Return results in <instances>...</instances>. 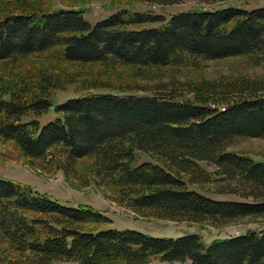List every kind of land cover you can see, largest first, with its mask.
<instances>
[{"label":"trees","instance_id":"1","mask_svg":"<svg viewBox=\"0 0 264 264\" xmlns=\"http://www.w3.org/2000/svg\"><path fill=\"white\" fill-rule=\"evenodd\" d=\"M136 1L173 6L183 0ZM5 5L0 7V61L60 50L70 64L142 70L197 59L264 57V7L194 9L169 21L121 11L92 26L78 10H42L24 1L4 11ZM157 24L161 27H149ZM63 81L49 74L37 94L0 95V139L15 143L25 157L55 163L68 177L76 174L80 160L91 159L94 177L119 190V203L159 220L223 227L264 218V159L228 150L235 139L264 137V80L205 82L189 99L162 88L110 91L92 78L90 88L109 91L54 104L51 90ZM51 109L57 118L42 127L22 123ZM141 154L153 162H142ZM202 163L221 177L219 194L243 201L215 200L191 190L189 185L212 181ZM106 221L89 207H71L0 179V237L32 255L34 264H264V232L207 245L196 234L173 239L84 227Z\"/></svg>","mask_w":264,"mask_h":264},{"label":"rangeland","instance_id":"2","mask_svg":"<svg viewBox=\"0 0 264 264\" xmlns=\"http://www.w3.org/2000/svg\"><path fill=\"white\" fill-rule=\"evenodd\" d=\"M30 3L42 10H78L84 13V19L92 26L121 11L150 14L169 21L173 15L194 9L215 10L224 7H237L247 11L264 7V0H221L218 3H204L202 0H183L173 6H156L136 0H0L5 10L17 7L22 2ZM161 27V25L149 26ZM60 75L64 79L59 89L51 90L54 104H63L72 98L90 92L118 91L140 92L141 89L162 88L176 92L177 96L193 98L192 90L202 83L229 84L242 81L264 80L263 56H238L226 59L206 61L191 60L183 65H167L139 69L136 67H117L106 70L100 65L83 66L70 64L62 59L60 50L34 54L17 62L0 61V95L11 99L18 93H39L40 82L46 75ZM98 86L108 85L109 90L90 88L92 78ZM105 84V85H104ZM57 114L53 109L42 116L30 114L22 119L28 124L36 121L42 127L54 121ZM229 151L251 157L257 161L264 159V137L238 138L228 147ZM142 162H153L141 154ZM91 159L80 160L77 172L70 177L57 169V165L35 161L25 157L13 142L0 139V179L32 188L39 194H45L62 204L89 207L107 219L103 224L84 225L86 229L135 231L157 238H181L187 235H199L205 244L216 240L229 239L244 235L250 231L264 232L263 217H247L229 222L223 227L208 223L194 224L159 220L149 212L136 213L119 203L118 189L101 185L93 175ZM155 163V162H154ZM202 168L213 177L211 183L204 186H191L204 196L220 201H243L235 195H221L216 185L221 177L216 176V168L202 163ZM214 181V182H213ZM0 264H34L33 256L21 254L11 247L10 242L0 237ZM51 264H75L57 261ZM178 264V263H175Z\"/></svg>","mask_w":264,"mask_h":264}]
</instances>
